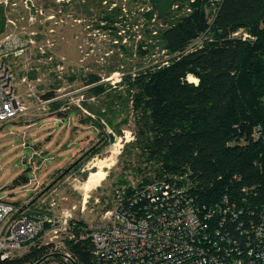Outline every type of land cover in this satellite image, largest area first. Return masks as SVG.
Segmentation results:
<instances>
[{
  "label": "trees",
  "instance_id": "16d2710c",
  "mask_svg": "<svg viewBox=\"0 0 264 264\" xmlns=\"http://www.w3.org/2000/svg\"><path fill=\"white\" fill-rule=\"evenodd\" d=\"M206 1L176 0L178 8L164 22L155 8L145 12V35L170 57L123 76L114 91L119 92L108 94L115 106L116 100L132 111L135 139L126 144L120 163L139 179L132 186L127 181L124 187L130 195L156 180L182 176L181 182L205 200L226 194L254 207L264 202V0H215L212 13L205 10L211 5ZM117 10L122 7L105 12L100 19L113 21L110 13ZM6 12L1 5V29ZM149 46L154 47L141 43L140 54H149ZM189 76L195 81H189ZM100 81L91 74L86 85L93 86V93L106 94L111 87ZM55 96L49 91L42 97L52 100ZM53 107L58 109L59 104L54 102ZM114 139L109 135L110 142ZM105 145L106 140L98 142L89 155ZM111 208L108 204L104 210ZM85 226L86 222L70 221L72 237L65 241L68 256L53 252L54 244L44 242L26 253L0 259V264H34L41 259L40 264H96L95 247ZM81 231L85 236L79 239Z\"/></svg>",
  "mask_w": 264,
  "mask_h": 264
},
{
  "label": "rangeland",
  "instance_id": "374dc122",
  "mask_svg": "<svg viewBox=\"0 0 264 264\" xmlns=\"http://www.w3.org/2000/svg\"><path fill=\"white\" fill-rule=\"evenodd\" d=\"M6 1L7 17L16 24L8 30L35 40L12 65L13 83L26 111L0 124V195L35 218L53 219L59 229L57 237L45 242L54 244L53 252L68 256L65 241L71 230L61 229L64 213L69 211L76 221L99 222L104 208L108 204L114 207L116 190L139 179L133 171H124L120 163L126 144L135 139L131 108L125 109L116 100L115 106L108 94L119 92L114 91L123 76L166 62L170 56L144 33L148 21L144 13L154 9L153 0ZM216 3L210 0L205 10L212 13ZM117 6L122 10L110 13L113 21L100 19ZM143 42L154 46L152 50L149 46L147 55L139 51ZM91 74L111 87L106 94L93 93L91 85H86ZM24 76L27 79L21 82ZM49 91L56 96L43 104L42 96ZM109 135L115 137L113 142ZM105 140L107 145L90 156L98 142ZM77 161L78 166L63 174ZM98 170L105 172L104 178L96 187L84 190L88 177ZM84 234L81 231L79 239ZM43 243L41 240L40 245Z\"/></svg>",
  "mask_w": 264,
  "mask_h": 264
},
{
  "label": "built area",
  "instance_id": "2783aa9c",
  "mask_svg": "<svg viewBox=\"0 0 264 264\" xmlns=\"http://www.w3.org/2000/svg\"><path fill=\"white\" fill-rule=\"evenodd\" d=\"M1 5L8 7L6 0H0ZM177 8L174 4L173 9ZM10 25L16 24L6 12L0 28V124L26 111L13 83L12 65L35 40L8 30ZM182 179H159L130 195L125 187L117 190L114 207L101 221L85 226L95 247L96 264H264V202L244 206L226 194L210 202ZM63 217L61 229L68 230L72 215L66 211ZM54 225L53 219L32 217L0 195V259L26 253L41 240L53 241L59 230Z\"/></svg>",
  "mask_w": 264,
  "mask_h": 264
},
{
  "label": "water",
  "instance_id": "95a60500",
  "mask_svg": "<svg viewBox=\"0 0 264 264\" xmlns=\"http://www.w3.org/2000/svg\"><path fill=\"white\" fill-rule=\"evenodd\" d=\"M175 1L176 0H153L154 8L159 20L163 22L166 20V17L173 11V3ZM42 261L43 259L34 264H40Z\"/></svg>",
  "mask_w": 264,
  "mask_h": 264
},
{
  "label": "bare ground",
  "instance_id": "6f19581e",
  "mask_svg": "<svg viewBox=\"0 0 264 264\" xmlns=\"http://www.w3.org/2000/svg\"><path fill=\"white\" fill-rule=\"evenodd\" d=\"M101 75V74H100ZM189 80L195 81L194 77L189 76ZM93 87V86H92ZM83 92H85L82 89ZM76 95V94H75ZM84 95V94H83ZM81 96V95H80ZM78 97V96H77ZM74 100V99H73ZM77 100V99H76ZM76 102V101H75ZM78 102V101H77ZM81 102V101H80ZM83 102V101H82ZM72 103V102H71ZM74 104V103H73ZM77 104V103H76ZM75 104V105H76ZM80 104V103H79ZM85 105V104H84ZM71 106V105H70ZM73 107V106H72ZM80 110V109H79ZM86 112V111H85ZM89 114V113H88ZM117 150L112 151V154L116 155ZM114 159V158H113ZM91 174V173H90ZM105 172L102 170H98L95 172H92V174L88 177L87 181L84 184V190H90L93 187H96L100 181L104 178Z\"/></svg>",
  "mask_w": 264,
  "mask_h": 264
}]
</instances>
